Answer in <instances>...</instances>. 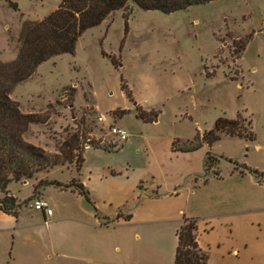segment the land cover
Here are the masks:
<instances>
[{"label": "rangeland", "instance_id": "obj_1", "mask_svg": "<svg viewBox=\"0 0 264 264\" xmlns=\"http://www.w3.org/2000/svg\"><path fill=\"white\" fill-rule=\"evenodd\" d=\"M9 3H16L18 11ZM58 5L59 0H0V61L15 60L24 22L41 21ZM129 5L126 34L123 12L117 11L85 31L73 55L41 64L12 90L10 99L23 114L47 119L45 124H30L23 140L50 154L75 132L84 134L79 139L83 150L114 151L123 146L110 156L85 152L83 179L91 173L89 187L96 186L100 170L109 167L121 175L128 169L130 178L145 188L180 187L185 198L193 191L191 215L199 222L235 219L234 233L217 223L210 235L213 264H264V177L259 186L242 169L264 173V0H216L169 15ZM120 78L131 91L132 102L120 91ZM136 106L159 112L157 122L137 119ZM237 114L251 120L254 142L222 137L211 148L203 146L189 156L171 153L173 140H181L176 147L186 146L197 133L212 130L217 119L234 120ZM110 126L125 130L127 140L119 143L109 134ZM208 152L218 164L212 161L205 173ZM229 161L238 164L244 176L233 172ZM188 171L196 176V184L185 179ZM49 172L12 182L5 194L14 195L25 209L35 198L29 194L39 180L51 177L67 183L77 174L74 164L54 168L50 177ZM25 181L30 182L22 185ZM5 194L0 192V199ZM57 194L46 191L51 203L62 205L65 197ZM8 245L1 247L0 242V264L7 263ZM233 249L238 256L232 255Z\"/></svg>", "mask_w": 264, "mask_h": 264}, {"label": "crops", "instance_id": "obj_2", "mask_svg": "<svg viewBox=\"0 0 264 264\" xmlns=\"http://www.w3.org/2000/svg\"><path fill=\"white\" fill-rule=\"evenodd\" d=\"M172 144L174 156H189L196 152H172ZM124 149L123 146L114 151L85 149L80 172H76V179H72L88 191L98 217L78 192L56 187H45L34 198L46 202L50 209V206L55 208V211L51 209L49 217L29 208L21 209L16 218L0 211L1 247L9 243L6 264H174L181 220L183 217L195 218L190 209L193 191L185 198L180 187L162 190L151 184L145 188L130 178V171L126 168L123 175L109 167L102 168L96 186L89 187L91 173L83 179L87 150L110 156ZM51 171L53 169L49 177ZM49 179L62 185L71 182ZM185 179L197 183L194 174L186 175ZM255 181L259 186L262 184ZM34 187L29 195L34 194ZM50 190L63 195L66 201L62 205L51 203L46 197V191ZM12 197L16 199L14 195ZM234 221V218L217 220L211 217L197 222V244L208 253V264H213L215 247L210 235L215 225L223 223L234 233ZM238 254L237 249L232 250V255Z\"/></svg>", "mask_w": 264, "mask_h": 264}, {"label": "trees", "instance_id": "obj_3", "mask_svg": "<svg viewBox=\"0 0 264 264\" xmlns=\"http://www.w3.org/2000/svg\"><path fill=\"white\" fill-rule=\"evenodd\" d=\"M216 0H59L58 8L43 20L38 22H24L17 38V56L10 63L0 61V192L6 193L8 185L12 182L33 179L41 172H48L58 166L74 164L79 173L84 162L83 146L80 137L75 132L66 138L56 154H50L39 147H35L23 140V135L30 124H45L47 119L34 114H23L16 102L10 99V93L18 85L29 80L37 68L61 55H73L75 45L82 34L99 26L115 12H123L124 33L128 31V20L132 13L130 3L142 11H158L169 15L188 8L206 5ZM10 8L18 11L16 3H9ZM251 36L239 47L238 55L242 54ZM240 56L238 57V59ZM111 63L115 66L113 60ZM207 78V74L205 73ZM120 91L132 102L131 91L122 84L120 78ZM126 114V112H123ZM136 118L143 123H156L159 112L145 111L140 106L135 108ZM246 124V126L244 125ZM222 137L236 138L246 142H254L255 136L251 131V120H242L239 114L234 120L219 118L215 121L212 130L197 133L192 142L186 146L176 147L174 141L172 152L192 153L204 145L212 147ZM95 149H103L94 147ZM106 150V149H103ZM111 150V149H110ZM211 153H206L203 169L208 173L212 168V161L217 160ZM221 159V158H218ZM218 164V160L216 161ZM233 171H239L238 164L229 161ZM258 182L264 173L242 167ZM239 174H244L241 170ZM217 178L219 174H214ZM206 183V181H205ZM45 187L71 189L78 192L85 201L96 210L90 201L88 191L78 183L71 181L62 185L57 181L39 180L34 187V196ZM21 209L15 198L5 194L0 199V211L17 217ZM196 218L183 217L177 231V247L174 264H208V253L200 249L197 244Z\"/></svg>", "mask_w": 264, "mask_h": 264}, {"label": "built area", "instance_id": "obj_4", "mask_svg": "<svg viewBox=\"0 0 264 264\" xmlns=\"http://www.w3.org/2000/svg\"><path fill=\"white\" fill-rule=\"evenodd\" d=\"M98 122L102 123V117L98 118ZM108 132L113 136L119 143L125 142L128 138V135L125 130L121 128H116L115 126L108 127ZM28 208L44 214V216L49 217L52 214L51 209L48 207L47 203L41 200L34 199L28 204Z\"/></svg>", "mask_w": 264, "mask_h": 264}]
</instances>
